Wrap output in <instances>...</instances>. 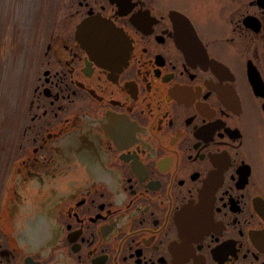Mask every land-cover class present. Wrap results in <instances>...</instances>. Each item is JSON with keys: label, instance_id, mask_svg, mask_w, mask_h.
<instances>
[{"label": "flooded vegetation", "instance_id": "1", "mask_svg": "<svg viewBox=\"0 0 264 264\" xmlns=\"http://www.w3.org/2000/svg\"><path fill=\"white\" fill-rule=\"evenodd\" d=\"M0 264H264V0H0Z\"/></svg>", "mask_w": 264, "mask_h": 264}]
</instances>
